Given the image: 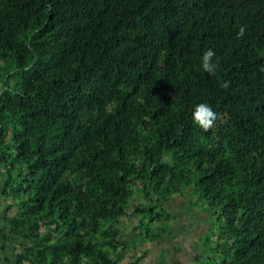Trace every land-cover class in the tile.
I'll use <instances>...</instances> for the list:
<instances>
[{
  "label": "trees",
  "instance_id": "16d2710c",
  "mask_svg": "<svg viewBox=\"0 0 264 264\" xmlns=\"http://www.w3.org/2000/svg\"><path fill=\"white\" fill-rule=\"evenodd\" d=\"M189 193L217 229L177 263ZM137 236L264 264V0H0V264H143Z\"/></svg>",
  "mask_w": 264,
  "mask_h": 264
},
{
  "label": "rangeland",
  "instance_id": "374dc122",
  "mask_svg": "<svg viewBox=\"0 0 264 264\" xmlns=\"http://www.w3.org/2000/svg\"><path fill=\"white\" fill-rule=\"evenodd\" d=\"M184 199H175L170 201L165 207L173 213L172 215V222L170 223L167 220H164L162 224L159 226L171 227L172 236L175 237V240L184 241L182 244L180 242L173 243L178 247L177 253L173 259L176 261L178 260L182 254L183 256L190 255L193 249L190 246L193 243L195 246V252L201 253L202 248V241L206 240V237L212 236L213 232H216L217 225H215V219L212 217L211 213L208 211L207 206L199 201L197 197L191 196L190 193L187 194ZM187 200V201H186ZM188 202V203H187ZM182 215L184 217H182ZM131 220L124 221L125 229L126 225V236L132 233L133 230V222L134 218ZM145 224L148 223L144 221ZM155 227L156 225H152ZM138 237V236H137ZM135 239L138 249L142 252H147L150 259L144 260L143 264H152L153 257L155 256L154 264H162L165 259L171 258L170 252L168 249H172V238L169 237L163 238L162 241L156 242L154 244H149L148 249L145 250L144 244L140 237ZM127 238V237H126ZM186 239V241H185ZM168 240L170 243L168 244ZM165 249L161 251V249ZM155 250V251H154ZM157 253V254H156ZM178 263V261H176ZM128 264V263H126Z\"/></svg>",
  "mask_w": 264,
  "mask_h": 264
},
{
  "label": "clouds",
  "instance_id": "9594fccd",
  "mask_svg": "<svg viewBox=\"0 0 264 264\" xmlns=\"http://www.w3.org/2000/svg\"><path fill=\"white\" fill-rule=\"evenodd\" d=\"M214 56L215 52L209 48L200 58L201 69L209 75L214 74L217 68V63L213 60ZM191 119L194 125L207 131L213 126V123L216 120V113L209 104L198 103L193 108Z\"/></svg>",
  "mask_w": 264,
  "mask_h": 264
},
{
  "label": "crops",
  "instance_id": "0c3cea01",
  "mask_svg": "<svg viewBox=\"0 0 264 264\" xmlns=\"http://www.w3.org/2000/svg\"><path fill=\"white\" fill-rule=\"evenodd\" d=\"M2 260H4V258L2 257ZM1 264H5V263H1Z\"/></svg>",
  "mask_w": 264,
  "mask_h": 264
}]
</instances>
